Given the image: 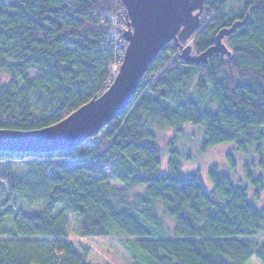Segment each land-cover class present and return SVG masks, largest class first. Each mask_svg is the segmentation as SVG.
<instances>
[{
    "label": "trees",
    "instance_id": "1",
    "mask_svg": "<svg viewBox=\"0 0 264 264\" xmlns=\"http://www.w3.org/2000/svg\"><path fill=\"white\" fill-rule=\"evenodd\" d=\"M114 18L129 29L121 0H0V129L51 126L101 95ZM236 22L226 50L198 64L179 57L181 37L164 45L97 142L0 152L25 168L0 165V264H99L67 239V215L82 237L125 236L129 264H264L253 239L264 235V0H205L189 46L206 51ZM187 123L201 129V152L224 147L228 171L180 173Z\"/></svg>",
    "mask_w": 264,
    "mask_h": 264
},
{
    "label": "water",
    "instance_id": "2",
    "mask_svg": "<svg viewBox=\"0 0 264 264\" xmlns=\"http://www.w3.org/2000/svg\"><path fill=\"white\" fill-rule=\"evenodd\" d=\"M129 17L127 41L119 70L106 90L80 106L61 121L37 130L0 129V152L51 153L67 150L83 142L117 116L128 103L148 65L164 45L179 44L199 25L205 0H121ZM239 23L221 30L216 43L206 51L192 55L190 46L180 45L179 57L187 63L204 62L208 55L223 52L222 37Z\"/></svg>",
    "mask_w": 264,
    "mask_h": 264
},
{
    "label": "rangeland",
    "instance_id": "3",
    "mask_svg": "<svg viewBox=\"0 0 264 264\" xmlns=\"http://www.w3.org/2000/svg\"><path fill=\"white\" fill-rule=\"evenodd\" d=\"M204 19H207V16ZM112 21L116 22V19L114 18ZM117 25L118 28H120L119 21ZM120 34L121 33L118 32V35ZM181 40L183 41L182 45L184 47L189 46L192 41L190 37H187L185 39L181 38ZM221 43L224 45L226 50L227 43L225 41V37H222ZM191 54L194 55L193 52ZM118 66L113 67L111 69V78H110L111 82L113 81V78L118 72ZM29 75L30 77H34L35 72L30 71ZM105 90L106 88L104 89V91ZM198 128L199 127H195L187 123L182 138L180 139L181 141L179 142V144L178 142L176 144V149L178 151L184 150L183 153H181L182 166L180 169V173L182 175L187 176L190 175L194 171V169L204 168L205 166L211 163H217L222 169L227 170L222 158L224 147L211 148L208 149L207 152L206 151L201 152V150L199 149V144L202 138V133H201V129ZM99 131L94 133V135L98 136L99 135L98 133H100ZM101 136L102 134L100 133V137ZM162 143H164V140L162 141ZM166 153L167 152H165V150L163 149L161 153L162 165L165 161ZM0 165L6 166L7 170L10 173L14 174L15 176L18 177L24 176L25 168H24V163L21 161H10V160H8L7 162L2 161L0 162ZM238 176H240L239 172L235 174V178ZM112 183L114 185H118V182L115 179H112ZM13 203L17 209H22V210L26 209V205L20 200H13ZM257 203L260 205L264 203V191L260 195V198L257 201ZM33 208L38 210L40 208V205H35ZM165 220L172 225L173 221L171 219L165 217ZM66 226H67V234H68L67 239L74 244L77 251L80 254H82L83 251L81 247L82 246L87 247L86 259L88 261L99 264H129L130 263L132 256L124 245V241L126 240V238L125 236L121 235L114 229L106 237H82L80 235V231L78 229L76 219L73 215L66 216ZM253 239L256 242H260L264 240V235L259 234L255 236ZM248 264H260V263L257 259L252 257L248 261Z\"/></svg>",
    "mask_w": 264,
    "mask_h": 264
},
{
    "label": "built area",
    "instance_id": "4",
    "mask_svg": "<svg viewBox=\"0 0 264 264\" xmlns=\"http://www.w3.org/2000/svg\"><path fill=\"white\" fill-rule=\"evenodd\" d=\"M116 23H117V20H116V22L111 21L112 26H116ZM116 28H117V26L114 27L113 32H110L109 35L105 36L104 41L105 42L110 41L111 45L114 49L115 61L111 65V69L113 67H117L119 65L118 66V70H119L120 64H121L123 56H124V52H125L127 42H126V40L122 34L118 35V31ZM98 134H99L98 136L94 135V136L90 137V139L93 143L97 142L101 138L100 133H98Z\"/></svg>",
    "mask_w": 264,
    "mask_h": 264
}]
</instances>
